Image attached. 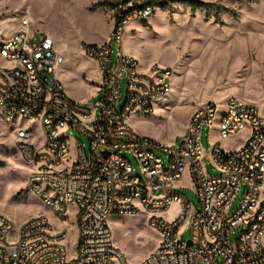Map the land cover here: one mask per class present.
<instances>
[{"label": "built area", "instance_id": "built-area-1", "mask_svg": "<svg viewBox=\"0 0 264 264\" xmlns=\"http://www.w3.org/2000/svg\"><path fill=\"white\" fill-rule=\"evenodd\" d=\"M118 7L130 6L120 2ZM155 12L151 6L133 7L110 41L84 46L101 76L95 103L65 93L58 78L64 56L50 37L28 36V17L0 41V117L21 123L14 127L16 147L29 169L28 183L55 214L74 208L79 218L77 254L69 259L66 228L54 230L40 214L17 230L0 214V264H129L114 245L109 222L139 214H147L159 233L156 248L139 264H264V116L259 108L239 97H229L222 108L209 101L194 109L179 144L162 143L131 126L132 115L151 116L154 102L172 91L171 67L154 64L141 71L138 60L122 49L125 27L150 20ZM206 128L209 137L213 132L222 140L239 135L241 143L225 150L210 142L206 151ZM67 130L85 136L88 151L81 140L68 141ZM185 175L198 207L176 191ZM174 203L178 209L168 221L164 216Z\"/></svg>", "mask_w": 264, "mask_h": 264}, {"label": "rangeland", "instance_id": "rangeland-1", "mask_svg": "<svg viewBox=\"0 0 264 264\" xmlns=\"http://www.w3.org/2000/svg\"><path fill=\"white\" fill-rule=\"evenodd\" d=\"M72 1L0 0L12 11L6 25L2 23L6 19H0V41L7 32L5 28L22 27L23 17H28L30 21L27 26L28 36L35 34L39 37L44 34L50 37L49 32L55 34L61 28L70 29L66 39L68 50L62 64L65 70L60 73L61 82L75 100L95 103L99 98H91L88 94V80L94 75V68L84 48L76 46L77 38L82 34L80 26L95 17L97 8H103L106 16L113 18L115 5L120 2L127 1L128 6H133L153 0H85V3L88 2L85 7L84 3L79 7L71 4ZM163 1L170 3V6L165 9L156 8L154 16L145 21L147 26L144 21L136 20L143 30L133 31L132 35L135 38L142 33L141 38L144 40H132V37L122 42L123 52L127 47L130 48L138 54L139 62L168 66L174 71L170 94L154 102L151 116L134 118L133 129L165 144L173 143L176 139L179 144L183 137L181 133L186 129L194 109L209 101L222 108L227 101L226 98L217 97L206 100L207 96L217 95L229 84V81L220 79L211 85L205 82L206 76H240L235 81L240 95L234 94L255 104L264 116V0L252 3H247V0H199L201 8L195 14L189 11L185 0ZM21 2L23 9L13 11L12 6ZM98 2H106L107 5L96 7ZM216 11L220 14V20L214 18ZM50 38L55 42L54 38ZM112 47L113 59L116 60V43ZM126 86L127 80L124 79V93ZM98 114L97 110L94 116ZM19 125L20 122L13 124L0 117V214L14 222L17 230L40 214L48 219L54 230L66 228L67 236L63 243L67 247L68 258L72 259L77 254L79 240L78 211L70 208L66 214L58 216L44 206L32 191L28 183L29 169L16 147L18 138L14 127ZM32 130L35 131L34 128ZM208 132L209 128H206L203 134L206 151L210 148V142H219L225 150H232L241 143L239 135L222 140L216 132L210 137ZM62 134L59 132V135ZM65 134L69 137L68 141L81 140L88 151L89 142L80 132L67 130ZM209 172L214 173L211 167ZM176 187L177 192L199 206L187 175ZM262 191L261 199L264 200V186ZM239 200L240 196L234 207ZM177 209L178 204L174 203L164 218L172 220ZM109 223L114 245L129 264H139L158 244L159 233L148 224L147 214L114 216ZM190 234L188 231L184 240H189Z\"/></svg>", "mask_w": 264, "mask_h": 264}, {"label": "crops", "instance_id": "crops-1", "mask_svg": "<svg viewBox=\"0 0 264 264\" xmlns=\"http://www.w3.org/2000/svg\"><path fill=\"white\" fill-rule=\"evenodd\" d=\"M84 3V7L85 5L88 4L85 3V0H73L71 4L73 5H78L83 6ZM23 9V3H19L18 5H13L12 6V10L13 11H18ZM96 10H98L95 14V17L91 18L90 21L88 22H83L82 26H80L81 29V36L77 38V42H76V46L79 48H84V46L86 44H102V43H106L108 41H110L111 36H112V32L114 29V24L115 21L114 19L109 16L107 17L103 8H97ZM12 15V11H9V9L6 7V5L4 3H0V19H6L4 20L2 23L3 24H7V18L10 17ZM24 18V17H23ZM2 19V20H3ZM20 26H10L8 28H5V30L7 32L4 33V37L3 39L9 38L11 37L13 34H15L18 30H20ZM8 29H11L10 31H8ZM142 31L143 28L141 27V24L135 21L130 22L124 30V34H123V40L125 42L128 41V39L132 38V32L133 31ZM70 34V29H64L61 28L59 29L55 34L52 32H49V36L54 38L55 40V48L56 50L62 54L63 56L65 54H67V44L66 43V39L68 38V35ZM35 35V34H34ZM44 35V34H41ZM40 35V36H41ZM33 36V35H32ZM142 33L139 36H136L135 38L133 37L132 40H139L142 41L144 39H142ZM2 40V39H1ZM126 55L132 56L133 58H135L136 60H138L139 62V58H138V54L134 53L133 50H131L130 48H126L125 52ZM90 61L92 62L93 68H94V75L90 76V79L88 80L89 82V86H88V91H89V96H91V98H99L100 99V94H99V86L101 85V76L98 72L97 69V64L90 59ZM152 64L148 61H141L139 62V68L141 71H148V69L150 68ZM65 67H60V69L58 70V78L60 79V73L64 72ZM263 76V75H262ZM240 76H206L204 78L205 82H209V84L213 85L214 81L217 80H224V81H229L228 86L221 89L220 93H218L217 95H212L211 96H207L206 100L211 99L213 100L214 97L217 98H226L228 99L229 97H237L240 94L238 92H240L239 90V86H237V84H235L237 80H239ZM62 83V82H61ZM63 87L64 84L62 83ZM172 87H173V83H172ZM64 91L65 93L73 100H75L67 91V89H65L64 87ZM234 93H237L238 95L236 96ZM234 94V95H233ZM78 102H83L84 100H75ZM134 118H139V116L137 115H132L131 119H130V123L131 126L133 128V119ZM185 133V130L181 133V135L183 136V134ZM141 134V133H140ZM176 143H178V140L176 139V141H174Z\"/></svg>", "mask_w": 264, "mask_h": 264}, {"label": "trees", "instance_id": "trees-1", "mask_svg": "<svg viewBox=\"0 0 264 264\" xmlns=\"http://www.w3.org/2000/svg\"><path fill=\"white\" fill-rule=\"evenodd\" d=\"M187 2L189 11L193 14H195L198 10H200L201 8V2L199 0H185ZM257 0H247V3H252V2H256ZM128 2H122V5H126L127 6ZM107 3L106 2H98L95 6L96 7H100V6H106ZM119 3L115 5V11H114V15H113V19L115 21L114 24V29L113 32L121 25L123 19L125 18L126 15H128L130 13V11L133 10V7H139V8H144L145 6H151L154 8H159V9H165L167 7L170 6V3L163 1V0H153V1H149L147 4H140V5H133L132 7H127L126 10L123 9H119ZM214 18H216L217 20H220V14L218 13V11L215 12L214 14ZM144 25H148L147 22L144 21ZM79 221V218H78Z\"/></svg>", "mask_w": 264, "mask_h": 264}, {"label": "water", "instance_id": "water-1", "mask_svg": "<svg viewBox=\"0 0 264 264\" xmlns=\"http://www.w3.org/2000/svg\"><path fill=\"white\" fill-rule=\"evenodd\" d=\"M192 245V243L191 242H189V246H191Z\"/></svg>", "mask_w": 264, "mask_h": 264}]
</instances>
